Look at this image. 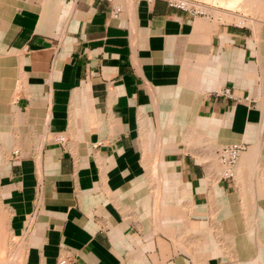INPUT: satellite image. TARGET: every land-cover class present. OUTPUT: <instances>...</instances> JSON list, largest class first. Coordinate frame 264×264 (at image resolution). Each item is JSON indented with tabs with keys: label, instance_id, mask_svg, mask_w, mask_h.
I'll use <instances>...</instances> for the list:
<instances>
[{
	"label": "crops",
	"instance_id": "1",
	"mask_svg": "<svg viewBox=\"0 0 264 264\" xmlns=\"http://www.w3.org/2000/svg\"><path fill=\"white\" fill-rule=\"evenodd\" d=\"M118 2L0 0V264H264V9Z\"/></svg>",
	"mask_w": 264,
	"mask_h": 264
},
{
	"label": "rangeland",
	"instance_id": "2",
	"mask_svg": "<svg viewBox=\"0 0 264 264\" xmlns=\"http://www.w3.org/2000/svg\"><path fill=\"white\" fill-rule=\"evenodd\" d=\"M201 1H203L205 4L212 5L214 7H218L219 9L221 8V9L225 10L223 12H219V10L216 11L214 9H211L210 12L215 17L220 15L222 18H226L227 20H233V21H237V22L239 21V22H243V23H248L250 20H247V19H252L251 16H256V15L259 16V14H261V13L256 14V12H259L260 10L264 9V3H262V4L260 3V5H259L258 3L254 2L252 0H234L233 3H231V4H227V3L224 4V2H221V0H201ZM252 2H254V5L251 4ZM226 11H229V12H226ZM236 12H239L241 14H246V16H242L245 19H241V17H239V16L237 18V16L234 15ZM7 105L9 106V103ZM3 114H4V118H3V138H4V141L2 143L1 155H2V166L5 167L7 160L10 156L11 150L12 149L15 150V148H14V146L9 147V143L5 142V138L9 137L10 126H9L8 120L10 118V109L3 110L2 115ZM237 142H239V141H237ZM245 145H246V147L244 150H246L248 144L245 143ZM214 160H215V163L217 165L221 166V172H222L225 168V165H222L218 161L217 151L214 154ZM257 160H258L257 166L251 165V163H244L243 164V167L248 170V173L243 175V178H241V180L243 182H246L247 185H249L251 187H255L253 189L245 191V193H248L250 195V197L254 198L255 202L260 204V207L262 206L263 211H264V156L260 157ZM235 165H233L231 167V170L233 173V177L236 178V186H237V184H239V182L241 180H240V177H238V175L234 169ZM232 179L233 178H231L230 180H232Z\"/></svg>",
	"mask_w": 264,
	"mask_h": 264
},
{
	"label": "built area",
	"instance_id": "3",
	"mask_svg": "<svg viewBox=\"0 0 264 264\" xmlns=\"http://www.w3.org/2000/svg\"><path fill=\"white\" fill-rule=\"evenodd\" d=\"M111 5V15L117 16L121 11V5L118 0H104ZM153 1V0H148ZM167 4L171 7L185 11L191 15H204V16H214L210 10L213 9L212 5L205 4L201 0H166ZM218 17H221L218 15ZM214 95L232 97V91L229 87H220L213 90ZM59 141L63 140V136L59 135ZM246 145L245 142H232L225 144L217 149L218 161L225 165L224 170L221 172V177L225 179L233 178V173L231 167L236 162L237 158L244 151ZM17 152V149L14 150V153ZM69 260L65 256H60L57 264H69Z\"/></svg>",
	"mask_w": 264,
	"mask_h": 264
},
{
	"label": "bare ground",
	"instance_id": "4",
	"mask_svg": "<svg viewBox=\"0 0 264 264\" xmlns=\"http://www.w3.org/2000/svg\"><path fill=\"white\" fill-rule=\"evenodd\" d=\"M222 1H224V0H222ZM232 2L234 1V0H231ZM225 2V1H224ZM228 2V1H227ZM255 2V1H254ZM226 3V2H225ZM224 3V4H225ZM256 3H258V4H262V3H264V0H256ZM230 4V3H229ZM211 8H213L214 10H216V11H218L219 10V12H223L222 10H220L218 7H211ZM245 151V150H244ZM243 151V152H244ZM243 152L240 154V156L237 158V160H236V163H237V161L239 160V158L241 157V155L243 154ZM236 163H234V165L236 164Z\"/></svg>",
	"mask_w": 264,
	"mask_h": 264
}]
</instances>
